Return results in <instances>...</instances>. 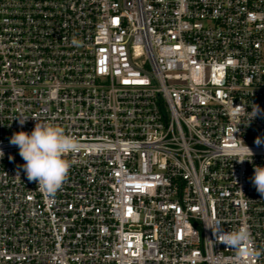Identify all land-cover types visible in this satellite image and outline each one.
<instances>
[{
    "label": "built area",
    "instance_id": "built-area-1",
    "mask_svg": "<svg viewBox=\"0 0 264 264\" xmlns=\"http://www.w3.org/2000/svg\"><path fill=\"white\" fill-rule=\"evenodd\" d=\"M254 105L264 0H0V264H239L216 224L264 253ZM37 121L80 144L53 198L10 144Z\"/></svg>",
    "mask_w": 264,
    "mask_h": 264
},
{
    "label": "clouds",
    "instance_id": "clouds-1",
    "mask_svg": "<svg viewBox=\"0 0 264 264\" xmlns=\"http://www.w3.org/2000/svg\"><path fill=\"white\" fill-rule=\"evenodd\" d=\"M74 45L82 42L75 37L72 39ZM257 115L264 116V110L254 105L252 108V118ZM26 118L20 119V124L25 123ZM256 145L264 146V138L257 137ZM10 144L18 147L19 155L25 162L21 167L26 173L29 182H35L38 189L48 198H53L56 192L62 187L71 167V161L66 159L69 153H74L79 148V140L74 135L68 134L64 127L53 122H36L31 133L19 131L12 135ZM237 153L243 157L250 155L253 151L245 145L242 149H237ZM4 152L0 150V158ZM248 159L241 158L239 162ZM251 182L258 193L264 196V166H255L254 175ZM216 235L217 242L223 243L237 253V261L244 264V257L249 259L259 258L261 250L254 247L251 233L247 227H240L233 231H224L219 224L212 227Z\"/></svg>",
    "mask_w": 264,
    "mask_h": 264
}]
</instances>
